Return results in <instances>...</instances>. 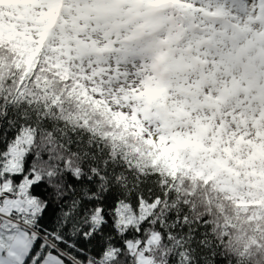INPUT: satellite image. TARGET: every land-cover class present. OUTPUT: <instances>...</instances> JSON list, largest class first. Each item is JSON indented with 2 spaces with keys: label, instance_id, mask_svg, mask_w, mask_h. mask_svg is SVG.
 I'll return each instance as SVG.
<instances>
[{
  "label": "snow or ice",
  "instance_id": "6c2138e0",
  "mask_svg": "<svg viewBox=\"0 0 264 264\" xmlns=\"http://www.w3.org/2000/svg\"><path fill=\"white\" fill-rule=\"evenodd\" d=\"M0 264H264V0H0Z\"/></svg>",
  "mask_w": 264,
  "mask_h": 264
}]
</instances>
